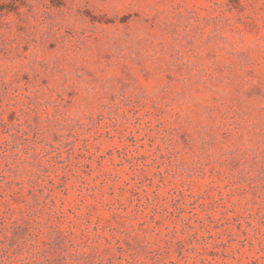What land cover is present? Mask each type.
Masks as SVG:
<instances>
[{"label": "rangeland", "instance_id": "obj_1", "mask_svg": "<svg viewBox=\"0 0 264 264\" xmlns=\"http://www.w3.org/2000/svg\"><path fill=\"white\" fill-rule=\"evenodd\" d=\"M0 264H264V0H0Z\"/></svg>", "mask_w": 264, "mask_h": 264}]
</instances>
